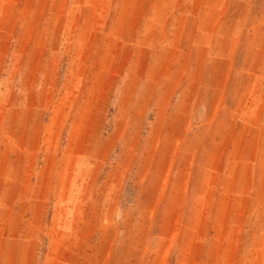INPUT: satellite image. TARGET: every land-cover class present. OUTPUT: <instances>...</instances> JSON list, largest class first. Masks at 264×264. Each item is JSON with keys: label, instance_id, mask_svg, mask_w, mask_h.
Segmentation results:
<instances>
[{"label": "rangeland", "instance_id": "rangeland-1", "mask_svg": "<svg viewBox=\"0 0 264 264\" xmlns=\"http://www.w3.org/2000/svg\"><path fill=\"white\" fill-rule=\"evenodd\" d=\"M0 264H264V0H0Z\"/></svg>", "mask_w": 264, "mask_h": 264}, {"label": "crops", "instance_id": "crops-1", "mask_svg": "<svg viewBox=\"0 0 264 264\" xmlns=\"http://www.w3.org/2000/svg\"><path fill=\"white\" fill-rule=\"evenodd\" d=\"M77 19H89V18L77 16V15L74 14L69 19L71 26H74L76 24V22L79 23V20H77ZM132 22L136 24V30L139 31L141 29L139 33H143L144 29H145L144 28L145 23L148 22V20L147 19H142V18H140V19L137 18V19H132L130 24H132ZM82 24H83V22H82ZM87 33H89V31L87 29L81 28L80 29V33H79L80 35L77 38L78 39H82V40H92L94 38H98L96 35L93 34V31H91L89 34H87ZM67 38L70 39L71 37L67 36ZM117 38H121V37H117ZM136 38H139V39H154L156 37L155 36H149V35H147V36L141 35V36H136ZM112 70H119V69L115 68V69H112Z\"/></svg>", "mask_w": 264, "mask_h": 264}]
</instances>
